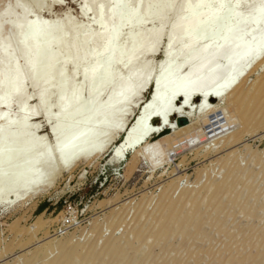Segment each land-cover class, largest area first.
Segmentation results:
<instances>
[{"label":"rangeland","instance_id":"obj_1","mask_svg":"<svg viewBox=\"0 0 264 264\" xmlns=\"http://www.w3.org/2000/svg\"><path fill=\"white\" fill-rule=\"evenodd\" d=\"M80 1L38 0L33 6L32 0H0V11L13 2L32 7L27 19H37L43 26L55 27L65 20L61 44L73 41L78 49H83L89 48L91 42L84 41L82 34L93 32L97 24L93 11L87 15L80 13ZM188 1L194 3L195 0ZM181 2L175 0L174 7ZM110 3L111 0H102L99 7L104 10ZM251 4L249 1L240 5L238 11L244 13ZM127 5L134 7L135 0H127ZM18 11L15 13L19 14ZM155 14L156 8L146 13L142 23L134 26L130 35V25L123 26L117 47L127 46L136 34L156 29L159 21ZM173 18L172 10L164 14L163 32L154 56L143 55L139 46L122 56L123 59L131 56L132 63L111 67L99 101L104 102L109 95L115 76L125 78L128 72L144 63L152 76L159 72L158 62L168 41L167 32ZM7 31L3 27L2 32ZM56 37V31H52L50 39ZM13 54L20 59L19 50L14 48ZM64 56L61 50L56 69ZM93 62L90 59L84 66L69 62L61 74L52 72L45 79L28 77L24 81V95L28 98L26 107L38 108L37 90L39 86L49 85L46 113L56 115L55 102L64 81L79 89L81 101H87L88 88L82 72H88ZM73 72L76 74L71 78ZM147 88L139 97L140 104L150 95V86ZM243 88L247 96L239 106H233L228 98L210 100L213 111L181 116L187 122L180 126L174 119L172 131L166 132L164 128L163 135L150 136L146 142L128 150L120 161L111 160L110 153L122 135L110 130L107 134L99 132L95 139L114 135L117 140L114 138L103 152L76 163L69 170H59L55 166L54 148L57 139L70 132H60L62 134L54 138L48 132L50 124L41 116L44 112L38 109L40 113L29 120L28 137L25 133L7 147L8 150H21L31 145L34 153L26 155L28 158L24 154L0 157V197L11 189L6 190L9 185L21 187L17 193L19 201L9 198L7 201L11 203L0 208V264H13L14 261L17 264H264V136L252 137L259 131L264 134V66L247 74ZM17 99L14 96L7 108L8 119L14 121L20 119ZM137 101L129 105V113L120 119L125 127L134 122L140 106ZM3 111L0 106V113ZM61 121L66 126L77 121L87 122L73 115ZM244 121L246 125H242ZM235 130L240 132L238 143L221 149L223 139ZM206 136L207 140L201 143ZM46 152L53 157L55 164L52 162L51 166L57 168L56 174L49 178V167H27L29 157L31 161L38 160ZM24 159L27 161L23 165ZM235 163L253 170L251 180L245 185L230 181L223 185L222 178ZM22 166L30 173L22 172L25 170ZM11 171H20V174ZM248 175L246 172L242 178L246 179ZM35 179L39 181L36 191L30 196L34 189L21 194L25 193L22 185ZM213 180L219 183L217 188L211 185ZM252 180L254 183L251 184ZM211 192L226 193L220 201L210 198L208 202L206 197ZM192 198L200 204L199 208L195 206L194 212L198 215L194 218L183 217L181 209L180 216L175 217L167 208L170 202H188L186 211L190 213L192 204L187 200ZM164 208L169 215L160 218Z\"/></svg>","mask_w":264,"mask_h":264},{"label":"bare ground","instance_id":"obj_2","mask_svg":"<svg viewBox=\"0 0 264 264\" xmlns=\"http://www.w3.org/2000/svg\"><path fill=\"white\" fill-rule=\"evenodd\" d=\"M37 1L32 0L33 6ZM101 1H80V13L87 15L93 11L94 21L97 24L93 32L82 34L84 41L91 42L89 48L83 49H78L73 41L65 45L61 44L65 35L63 29L65 20L55 27L43 26L37 19L31 21L27 19L32 7L18 6L13 2L5 5L0 11V106L4 108L0 113V157L8 158L24 154L25 158H28L26 155L34 153L31 145L21 150L12 148L8 150L7 147L19 136L27 134L29 120L36 117L40 113L38 109H41L44 112V114L41 112L42 118L50 124L48 132L54 138H58V134H62L60 132L69 131L70 134L66 136L64 133L63 138L57 139L56 149L54 148L57 164L53 162L52 155L46 152L38 160L31 161L29 157L30 161L28 160L29 164H27L29 169L35 166L44 169L49 167L48 178L56 174V165L59 170H69L75 167L76 163L100 154L114 138L116 139L114 135L95 139L99 132L105 131L107 134V130L122 135L110 153L111 160L120 161L128 150L146 142L150 136L163 135L164 128L166 131H172L173 120L178 116L191 117L213 111L214 106L210 105V100L222 101L228 98L233 106H239L247 96L243 88L244 78L257 67L264 66V0H195L194 3L182 0L176 8L175 0H135V6L132 8L127 5V0H111L110 5L104 10L99 7ZM249 1L252 4L244 13H240L238 7ZM153 8H156L155 17L159 21L158 27L148 33L136 34L125 47H117L123 26L130 25L128 34L130 35L133 27L140 25L145 14L150 13ZM16 10L20 13L16 14ZM171 10L174 12V18L167 32L168 41L163 47L162 58L160 63L158 62L159 72L152 76L147 64L144 63L134 71L128 72L125 78L115 76L109 95L104 102L99 101L98 96L102 92L103 82L109 76L111 67L116 64L132 63L131 56L123 59L124 53L141 46L140 52L143 55L154 56L163 32L164 14ZM3 27L8 31L3 33ZM52 31L57 33L55 39H50ZM204 39L206 42L203 43ZM14 48L19 50L20 59L14 57ZM61 50L65 56L60 67L56 69ZM90 59L94 62L89 71L82 72L83 82L88 88L87 101H81L79 89L73 88L70 83L64 81L62 91L55 102L58 108L56 115L46 113V96L51 87L49 85L39 86L37 90L35 99L39 104H37L38 108L26 107L28 98L24 95V81L28 77L45 79L52 72L61 74L69 62H78L77 65L84 66ZM178 59L180 61L176 63ZM183 68L184 70L180 72ZM75 74L76 72H73L71 78ZM149 86L150 96L140 104L139 97L146 89L148 90ZM14 96L18 97L19 121L8 119L7 115V108ZM137 100L140 106L138 112L136 111L134 122L125 127L120 119L127 112L129 113V105L132 102L134 105V101ZM70 115L78 117L79 120L91 121L85 123L77 121L66 126L61 120ZM242 125H246V122H242ZM37 127L35 126V130ZM238 131L229 133L223 139L221 149L238 143L240 133ZM261 133L262 131L253 133L252 137H263L264 134ZM207 138L206 136L202 139L201 143ZM25 161L27 159L22 160L23 165L26 164ZM52 162L55 166H51ZM22 167L25 169H22V172L29 171ZM248 169L235 163L222 178L223 185L227 181L245 185L254 173L253 170ZM16 172L18 173V171L13 173L17 174ZM246 172L250 175L243 179L242 175H246ZM38 183L39 181L36 180L26 186L21 184L22 188L25 187L22 190L25 193H20L25 195L30 189H34L29 193L30 196L36 191ZM252 183L254 180L251 181ZM218 184L216 180L211 182L216 188ZM20 189L19 186L9 185L6 188L8 191L0 197V208L11 203L7 201L9 198L19 201L17 193ZM223 195L211 192L206 200L209 202L210 198H213L220 201ZM187 201L192 204L193 210L190 213L186 211L188 202L182 204L170 202L167 208L171 209L170 212L175 214V217L180 216L181 209L183 217L194 218L198 215L194 212L195 206L199 208L200 204L195 198ZM168 213L164 208L160 218H167ZM13 264H17V261Z\"/></svg>","mask_w":264,"mask_h":264},{"label":"water","instance_id":"obj_3","mask_svg":"<svg viewBox=\"0 0 264 264\" xmlns=\"http://www.w3.org/2000/svg\"><path fill=\"white\" fill-rule=\"evenodd\" d=\"M150 95L148 94V97H149ZM187 122V119L186 118H184V117H181V116H178L176 119H175V123H176V125H178V126H180V125H182V124H185ZM164 127V126H163ZM167 132V131H166Z\"/></svg>","mask_w":264,"mask_h":264}]
</instances>
